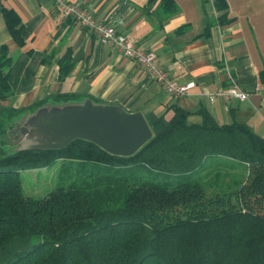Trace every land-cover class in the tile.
I'll use <instances>...</instances> for the list:
<instances>
[{
  "label": "trees",
  "instance_id": "16d2710c",
  "mask_svg": "<svg viewBox=\"0 0 264 264\" xmlns=\"http://www.w3.org/2000/svg\"><path fill=\"white\" fill-rule=\"evenodd\" d=\"M160 1L167 16L176 11ZM211 2L218 22L229 21L226 1ZM2 14L22 46L17 15ZM12 61L0 45V101L11 94ZM259 78L264 86V69ZM47 99L0 104V264H264V137L251 127L218 123L206 110L190 123L172 105L170 116L145 115L153 136L131 156L81 139L60 149L5 148L13 120ZM55 161L56 185L41 197L24 194L20 172Z\"/></svg>",
  "mask_w": 264,
  "mask_h": 264
},
{
  "label": "crops",
  "instance_id": "0c3cea01",
  "mask_svg": "<svg viewBox=\"0 0 264 264\" xmlns=\"http://www.w3.org/2000/svg\"><path fill=\"white\" fill-rule=\"evenodd\" d=\"M99 20L153 51L168 76L194 82L187 95L170 96L134 60L69 17L53 0H0V45L12 56L10 96L1 105L26 108L59 95L113 103L127 111L170 116L177 105L187 121L201 122L206 110L221 124L245 123L264 137V0H225L227 18L218 22L211 0H172L166 15L160 0H69ZM11 9L22 25V46L13 39L2 14ZM69 68L63 72L62 64ZM232 81L245 99L210 101L207 92Z\"/></svg>",
  "mask_w": 264,
  "mask_h": 264
},
{
  "label": "water",
  "instance_id": "95a60500",
  "mask_svg": "<svg viewBox=\"0 0 264 264\" xmlns=\"http://www.w3.org/2000/svg\"><path fill=\"white\" fill-rule=\"evenodd\" d=\"M18 116L12 122L15 135L10 139L20 138L21 146L10 151L60 149L81 139L111 155L127 157L153 136L141 111H127L120 105L91 98L66 101L48 98L42 105L25 109ZM6 134H11L10 130Z\"/></svg>",
  "mask_w": 264,
  "mask_h": 264
},
{
  "label": "built area",
  "instance_id": "2783aa9c",
  "mask_svg": "<svg viewBox=\"0 0 264 264\" xmlns=\"http://www.w3.org/2000/svg\"><path fill=\"white\" fill-rule=\"evenodd\" d=\"M53 1L60 6L64 17H69L77 21L86 29H90L101 43L113 46L122 55L134 60L152 80L161 84L170 96H185L187 95L188 89L194 86L193 81L178 83L172 80L158 62L153 51L140 46L131 37L118 33L113 25L97 20L92 12L85 7L70 2L69 0ZM206 96L210 101H213L215 98L230 101L233 99H245L247 93L242 91L237 83L232 81L226 88L209 91Z\"/></svg>",
  "mask_w": 264,
  "mask_h": 264
},
{
  "label": "rangeland",
  "instance_id": "374dc122",
  "mask_svg": "<svg viewBox=\"0 0 264 264\" xmlns=\"http://www.w3.org/2000/svg\"><path fill=\"white\" fill-rule=\"evenodd\" d=\"M11 135L12 134H3L1 139L6 142L5 148L14 150L21 146V140L18 137L11 140ZM58 167L59 161H55L50 166L44 168L21 171L20 178L24 194L33 197H41L45 195L57 183Z\"/></svg>",
  "mask_w": 264,
  "mask_h": 264
}]
</instances>
